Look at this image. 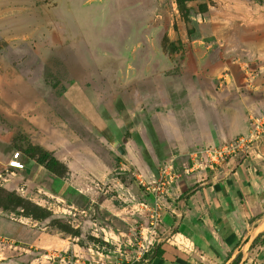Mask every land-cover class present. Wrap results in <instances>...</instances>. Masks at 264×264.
Instances as JSON below:
<instances>
[{
  "label": "rangeland",
  "instance_id": "1",
  "mask_svg": "<svg viewBox=\"0 0 264 264\" xmlns=\"http://www.w3.org/2000/svg\"><path fill=\"white\" fill-rule=\"evenodd\" d=\"M259 114L264 0H0V249L29 218L30 264H142L165 195L151 191L180 141L169 122L223 125L192 163Z\"/></svg>",
  "mask_w": 264,
  "mask_h": 264
},
{
  "label": "crops",
  "instance_id": "2",
  "mask_svg": "<svg viewBox=\"0 0 264 264\" xmlns=\"http://www.w3.org/2000/svg\"><path fill=\"white\" fill-rule=\"evenodd\" d=\"M222 126L202 117L169 122L168 131L180 141L177 154L164 162L181 166H174L177 180L160 197L157 239L142 264H264V137L248 160L226 167L193 166L190 160L196 145L225 135ZM28 222L12 224L14 235L0 249H10L12 258L2 251L0 264L31 263L19 251L28 253L41 232Z\"/></svg>",
  "mask_w": 264,
  "mask_h": 264
},
{
  "label": "built area",
  "instance_id": "3",
  "mask_svg": "<svg viewBox=\"0 0 264 264\" xmlns=\"http://www.w3.org/2000/svg\"><path fill=\"white\" fill-rule=\"evenodd\" d=\"M252 130L249 134L245 136H239L233 139L229 143H224L217 148H206L199 152H196L194 156L199 157L198 160L193 158L192 165L195 164L201 165L204 164L206 166H219V164H223L225 161L241 156V160L248 157V149L249 146H252V141H255L262 133H263V125H264V116L259 114L256 118H253ZM195 161V162H194ZM7 169L12 171H22L24 169L23 163L19 162L16 159H10L7 162ZM159 179L157 185L152 189L151 193L155 194V191H164V187L167 185H172L177 180V174L175 172V167L173 162L170 161L168 163L164 162L160 169L158 170ZM162 193V192H161ZM157 194V193H156ZM160 197L155 196V202L152 209L155 224L159 219V207H160Z\"/></svg>",
  "mask_w": 264,
  "mask_h": 264
},
{
  "label": "water",
  "instance_id": "4",
  "mask_svg": "<svg viewBox=\"0 0 264 264\" xmlns=\"http://www.w3.org/2000/svg\"><path fill=\"white\" fill-rule=\"evenodd\" d=\"M56 127L58 128V130L64 134V136L68 139H72V140H76L75 137V133L72 131V129H70L65 123L63 122H57ZM118 152L120 154L123 153V150L121 148L117 149Z\"/></svg>",
  "mask_w": 264,
  "mask_h": 264
},
{
  "label": "trees",
  "instance_id": "5",
  "mask_svg": "<svg viewBox=\"0 0 264 264\" xmlns=\"http://www.w3.org/2000/svg\"><path fill=\"white\" fill-rule=\"evenodd\" d=\"M118 106H120L119 103H118ZM129 126H130V124L128 125V127H129ZM136 142H137V144H138L140 147L143 146V145H142V142L139 140L138 137L136 138ZM141 153H142V156H143L144 161L146 162L147 166L150 168V170H151L152 172L155 173L156 170H155V168H154V166H153V163H152V161H151V159H150V157H149V155H148V153H147V151H146V149H145L144 147L142 148Z\"/></svg>",
  "mask_w": 264,
  "mask_h": 264
}]
</instances>
